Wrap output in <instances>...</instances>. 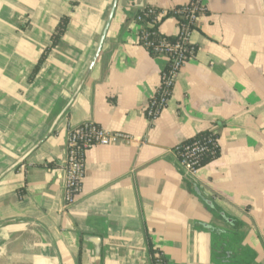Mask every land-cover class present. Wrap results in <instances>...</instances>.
<instances>
[{
  "label": "crops",
  "instance_id": "obj_1",
  "mask_svg": "<svg viewBox=\"0 0 264 264\" xmlns=\"http://www.w3.org/2000/svg\"><path fill=\"white\" fill-rule=\"evenodd\" d=\"M188 1L117 0L84 79L113 0H0V264H94L87 235L102 240L100 264H152L149 242L162 264H214L207 228L222 223L206 200L246 225L264 264V0H202L195 51L150 119L168 58L139 43L136 16L155 8L175 37L172 11ZM85 122L131 141L86 150L63 207L67 130ZM204 131L219 154L192 177L199 195L174 148Z\"/></svg>",
  "mask_w": 264,
  "mask_h": 264
},
{
  "label": "built area",
  "instance_id": "obj_2",
  "mask_svg": "<svg viewBox=\"0 0 264 264\" xmlns=\"http://www.w3.org/2000/svg\"><path fill=\"white\" fill-rule=\"evenodd\" d=\"M204 11L202 0H189L176 7L172 13L178 24L177 35L170 39L157 31L162 13L155 8H147L136 16L140 24L139 43L153 55H164L168 64L160 77L157 91L150 97L145 112L148 118L157 117L164 109L176 78L185 62L195 49L190 36L199 15ZM155 27V29H154ZM66 147L61 161L63 172L62 205H70L80 191L84 177V153L92 146L113 145L121 141H131L128 134L111 132L94 123H82L70 126L67 130ZM217 137L213 132L185 141L174 148V155L179 167L193 177L202 167V161L208 154H215L218 149Z\"/></svg>",
  "mask_w": 264,
  "mask_h": 264
},
{
  "label": "trees",
  "instance_id": "obj_3",
  "mask_svg": "<svg viewBox=\"0 0 264 264\" xmlns=\"http://www.w3.org/2000/svg\"><path fill=\"white\" fill-rule=\"evenodd\" d=\"M66 22L67 20L64 18L61 19L60 23L57 25L55 30V35L53 37L54 41H56L57 38L62 34ZM172 38L174 37H171L170 39ZM42 58L43 57H41L40 61L42 60ZM209 132L210 131L200 132L199 134L188 140H191L201 135H206ZM218 154H219V149L216 150L215 154L213 155L208 154L207 156H205L202 161V166L207 164L213 158L217 157ZM183 174L188 180L189 190L190 191L195 190V187H197V185L196 184L194 185L195 183L194 179L190 175L185 174L184 172ZM205 206L213 213L216 220L219 223H222V226H210L207 228L210 231V236H211V243H210L211 261L214 264H253L255 259V254L250 248L242 244L247 231L246 225L243 222L227 214H225L226 217L230 218L232 222L231 223L226 222L223 219V217L219 214L221 212L220 208L215 204H213V208H210V206L208 205ZM148 250L150 253L152 264H162L164 262L162 257L159 258L154 257L155 251L153 249V245L151 244V242L148 243Z\"/></svg>",
  "mask_w": 264,
  "mask_h": 264
},
{
  "label": "water",
  "instance_id": "obj_4",
  "mask_svg": "<svg viewBox=\"0 0 264 264\" xmlns=\"http://www.w3.org/2000/svg\"><path fill=\"white\" fill-rule=\"evenodd\" d=\"M116 2H117V0H113V4H112V7H111V10H110L109 16H108V18H107V22H106V25H105V27H104L103 33H102V35H101V38H100V41H99V44H98V47H97V50H96L95 56H94V58L92 59V61H91V63H90V66L88 67V70H87V72H86V74H85V76H84V79H85V77L87 76V74L89 73V71H90L92 65L94 64V62H95V60H96V58H97V55H98V53H99V51H100L102 41H103V39H104V36H105V34H106V31H107V28H108V26H109V24H110V21H111V19H112V15H113L114 9H115V7H116ZM84 79H83V80H84ZM81 84H82V83H81ZM79 87H80V86H79ZM77 91H78V90H77ZM75 95H76V94H75ZM75 95H74V96H75ZM74 96H73V98H74ZM73 98H72V99H73ZM72 99L70 100V102L72 101ZM195 189L197 190L198 194L201 195L200 192H199V190H198V188L195 187ZM206 203L208 204V206H210L211 208H213V204H212V202H211L210 200H206ZM220 215H221V216H222V217H223L228 223H231V222H232V220L229 219V218H227V217L224 215V213L221 212ZM84 240H86L87 242H90L91 245H92V247H93L94 264H100V254H101V246H102V240H101V238H100L99 236L87 235V236H85Z\"/></svg>",
  "mask_w": 264,
  "mask_h": 264
},
{
  "label": "rangeland",
  "instance_id": "obj_5",
  "mask_svg": "<svg viewBox=\"0 0 264 264\" xmlns=\"http://www.w3.org/2000/svg\"><path fill=\"white\" fill-rule=\"evenodd\" d=\"M242 252V251H241ZM238 253V252H237ZM244 256H245V254H244ZM244 256H242V257H244Z\"/></svg>",
  "mask_w": 264,
  "mask_h": 264
}]
</instances>
